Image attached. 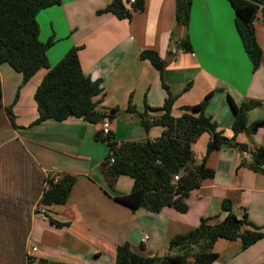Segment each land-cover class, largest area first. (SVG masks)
Returning a JSON list of instances; mask_svg holds the SVG:
<instances>
[{
  "label": "crops",
  "instance_id": "0c3cea01",
  "mask_svg": "<svg viewBox=\"0 0 264 264\" xmlns=\"http://www.w3.org/2000/svg\"><path fill=\"white\" fill-rule=\"evenodd\" d=\"M110 1L60 0L41 9L36 21L39 40H52L46 51L49 66L76 46L82 71L101 81L102 93L96 97L100 102L95 110L105 114L108 132L117 143L154 140L164 129L156 125L145 131L137 117L138 113L148 118L161 114L162 110L145 107L160 108L167 96L158 70L148 59L139 57L140 51L150 49L165 63L163 81L175 97L172 116L178 117L185 106L210 94L205 111L226 139L243 143L248 149L264 146V24L260 16L253 22L255 41L261 49L253 69L228 0H191L185 27L175 23L174 0H144L140 11L125 3L131 10L129 19L104 11ZM184 36L191 50L174 53ZM45 72L41 69L22 83L21 73L0 64L1 109L16 147L40 172L74 179L64 203L39 205L40 210L31 214L28 248L36 247L34 256L43 264H116L117 246L124 243L140 257L163 256L169 253V240L197 226L201 217L209 224L218 223L225 214L223 199L230 201L236 217L246 214L252 225L264 231V172L248 167L247 151L244 157L231 143L206 157L205 164L213 176L202 179L189 192L186 211L170 206L159 211L133 209L119 202L116 197L131 191L133 178L122 174L113 188L108 186L100 170L108 146L96 138L102 130L100 121L69 117L60 122L33 123L37 118L33 94ZM228 98L236 106L243 101L255 102L247 112V122L260 120L263 124L254 133L241 132L231 138L233 113ZM129 102L135 112L127 111ZM11 105L13 124L5 113ZM119 113L127 114L122 118L126 122L118 120ZM121 125L127 130H120ZM209 139L210 135L203 133L195 141L192 149L197 163ZM213 251L211 264H264V236L245 249L239 239L221 237Z\"/></svg>",
  "mask_w": 264,
  "mask_h": 264
},
{
  "label": "trees",
  "instance_id": "16d2710c",
  "mask_svg": "<svg viewBox=\"0 0 264 264\" xmlns=\"http://www.w3.org/2000/svg\"><path fill=\"white\" fill-rule=\"evenodd\" d=\"M127 1L111 0L104 11L119 19H129L131 10L125 5ZM59 2L60 0H0V64H7L21 73L22 83L29 81L37 71L46 69L33 94L37 109V118L33 123L45 120L60 122L69 117L82 118L89 122L101 121L105 114L95 110L100 102V98L96 97L102 93L101 81L92 79L82 71L77 55L78 47H71L51 67L46 51L52 40L41 42L38 38L37 13ZM143 2L144 0H135L131 9L142 10ZM228 2L235 12L236 31L252 61L253 69H256L261 49L255 41L253 22L260 16L264 24V0ZM190 3L191 0H174L175 23L187 26ZM178 44L184 51L191 50L187 36L180 39ZM139 57L148 59L158 70L162 87L167 92L160 108L145 107L151 111L163 112L150 118L138 113L139 123L145 131L156 125L164 129L154 140L147 138L144 141L120 143L114 140L111 132L106 135L101 131L97 133L96 138L105 141L108 146V153L100 164L108 186L113 188L117 177L122 174L133 178L131 191L116 197L119 202L133 209L145 207L151 211H159L165 206H170L181 212L186 211L185 199L189 192L196 188L202 179L213 176V170L205 164L206 157L227 143L241 151H247L249 160L245 164L255 171L264 172V146L248 149L243 143L226 139L217 129L216 122L205 111L210 94L196 104L185 106V110L178 117L172 116L171 107L175 97L163 81L164 61L156 51L150 49L140 51ZM1 95L0 85V107ZM228 101L233 112L231 138L241 132L254 133L263 124L260 120L249 124L247 122V112L255 102L243 101L236 106L231 98H228ZM11 108L12 105L7 106L5 113L13 124ZM127 111L135 112L130 102ZM112 113L108 118L112 117ZM203 133H208L210 139L202 160L197 163L192 147ZM110 158L113 160L110 161ZM174 176H178L175 181ZM47 181L51 183L50 179ZM73 182L72 176L61 175L59 182L51 183L48 189L42 191L37 204L64 203ZM221 208L225 214L218 223L209 224L207 218L201 217L197 226L188 228L169 240V253L163 256L140 257L130 251L127 243L118 245L116 264H211L215 259L213 246L218 238L239 239L245 249L264 236V231L252 225L246 214L241 218L233 214L228 199H223ZM39 264H43V260H39Z\"/></svg>",
  "mask_w": 264,
  "mask_h": 264
},
{
  "label": "rangeland",
  "instance_id": "374dc122",
  "mask_svg": "<svg viewBox=\"0 0 264 264\" xmlns=\"http://www.w3.org/2000/svg\"><path fill=\"white\" fill-rule=\"evenodd\" d=\"M116 116L121 122L127 121L122 119L127 114ZM122 128L127 130L124 125L120 130ZM16 143L0 107V264H26L29 221L31 214L36 212L45 180V174L16 147ZM16 154L18 159L15 160Z\"/></svg>",
  "mask_w": 264,
  "mask_h": 264
},
{
  "label": "built area",
  "instance_id": "2783aa9c",
  "mask_svg": "<svg viewBox=\"0 0 264 264\" xmlns=\"http://www.w3.org/2000/svg\"><path fill=\"white\" fill-rule=\"evenodd\" d=\"M134 2H135V0H128L127 1L128 4H132ZM172 51L174 53H180V52H182V49L176 48V49H174ZM101 125H102V132L104 134L108 133V129H107L108 123H107L106 119H103L101 121ZM192 151H193V149H192ZM244 155L246 156V154H244ZM112 160L113 159L110 158V161H112ZM45 178H47V180L50 179L51 183L55 184V183L59 182V180L61 179V175L56 173V172H47V173H45ZM177 179H178V176H174L173 177V181H175ZM47 180H44V187L41 190V194H42V191L44 189H48L50 187V185H51V183L49 181H47ZM41 194H40V197H41ZM36 209L40 210L39 205H37ZM144 238L146 239L147 237L144 236ZM35 251H36V247H34V246L28 248L27 254H26V259H27L26 264H39L38 259L34 256V252Z\"/></svg>",
  "mask_w": 264,
  "mask_h": 264
},
{
  "label": "clouds",
  "instance_id": "9594fccd",
  "mask_svg": "<svg viewBox=\"0 0 264 264\" xmlns=\"http://www.w3.org/2000/svg\"><path fill=\"white\" fill-rule=\"evenodd\" d=\"M179 49H182V51H184V49H183L182 47H179ZM104 119H106V118H104ZM106 120H107V119H106ZM101 121H102V120H101ZM101 121H100V122H101ZM101 126H102V125H101ZM101 132H102V130H101ZM108 133H109V132H108ZM108 133H106V134H108ZM102 134H103V135H106V134H104L103 132H102ZM245 152H246V151H245ZM245 152L243 151L244 154H246ZM244 154H243V155H244ZM193 157H194V155H193ZM244 157H246V156L244 155ZM38 261H39V260H38Z\"/></svg>",
  "mask_w": 264,
  "mask_h": 264
},
{
  "label": "water",
  "instance_id": "95a60500",
  "mask_svg": "<svg viewBox=\"0 0 264 264\" xmlns=\"http://www.w3.org/2000/svg\"><path fill=\"white\" fill-rule=\"evenodd\" d=\"M131 264H143V263H131Z\"/></svg>",
  "mask_w": 264,
  "mask_h": 264
}]
</instances>
